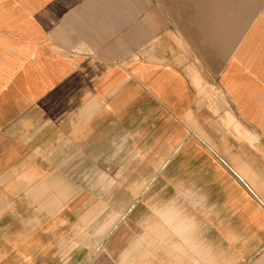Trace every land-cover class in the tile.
<instances>
[{
	"label": "crops",
	"instance_id": "obj_1",
	"mask_svg": "<svg viewBox=\"0 0 264 264\" xmlns=\"http://www.w3.org/2000/svg\"><path fill=\"white\" fill-rule=\"evenodd\" d=\"M0 264H264V0H0Z\"/></svg>",
	"mask_w": 264,
	"mask_h": 264
},
{
	"label": "bare ground",
	"instance_id": "obj_2",
	"mask_svg": "<svg viewBox=\"0 0 264 264\" xmlns=\"http://www.w3.org/2000/svg\"><path fill=\"white\" fill-rule=\"evenodd\" d=\"M236 9V8H235Z\"/></svg>",
	"mask_w": 264,
	"mask_h": 264
}]
</instances>
